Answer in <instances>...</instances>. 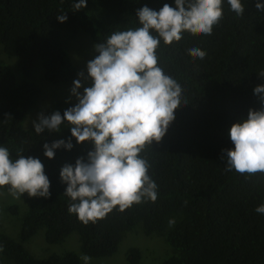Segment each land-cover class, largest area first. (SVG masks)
I'll return each mask as SVG.
<instances>
[{"label": "trees", "instance_id": "1", "mask_svg": "<svg viewBox=\"0 0 264 264\" xmlns=\"http://www.w3.org/2000/svg\"><path fill=\"white\" fill-rule=\"evenodd\" d=\"M73 3L0 0V145L12 160L18 152L39 158L51 193L13 198L10 186L0 187L5 216L0 264H85L83 255L111 256L127 234L164 238L166 255L154 264H264V214L255 211L264 204V173L225 170L226 150L234 147L231 125L261 107L253 89L264 84L258 77L264 71V11L255 7L256 0H242L240 16L224 0L222 19L211 35L184 32L169 45L161 40L159 66L182 84L183 103L161 141L140 154L148 160L158 198L124 211L117 206L87 224L68 212L72 201L64 194L60 171L77 158L86 160L93 145L77 143L66 121L59 131L38 135L34 127L23 126V119L43 93L51 101L45 115L59 111L63 117L77 103L61 87L77 74L69 55L79 33L96 45L114 31L139 27L138 9L159 11L165 3L174 6V0H87L78 11ZM63 13L67 20L60 23L57 15ZM193 45L206 52L203 59L187 51ZM61 139H71L73 147L45 157L43 145ZM70 237L76 243L61 249ZM126 253L129 264L142 257L133 246Z\"/></svg>", "mask_w": 264, "mask_h": 264}, {"label": "clouds", "instance_id": "2", "mask_svg": "<svg viewBox=\"0 0 264 264\" xmlns=\"http://www.w3.org/2000/svg\"><path fill=\"white\" fill-rule=\"evenodd\" d=\"M223 2L174 0V6L165 3L159 11L147 6L138 9L139 27L114 31L94 45L98 55L86 65L91 86L81 93V81L76 79L70 90L77 103L65 110L63 117L55 111L40 113L38 122L33 121L38 135L45 129L59 131L66 121L77 143L89 141L93 145L86 160L77 158L60 171L67 185L64 194L72 201L68 212L83 223H94L117 206L118 211H124L133 203L157 200V184L148 175L150 165L140 154L146 145L160 142L166 134L175 109L183 103V87L159 66L156 50L161 40L165 45L178 42L184 32L211 35L222 19ZM226 2L237 16L244 13L242 0ZM86 4L87 0H74L73 10ZM255 7L264 11V0H256ZM57 20L64 23L67 15H57ZM187 51L199 59L206 55L195 45ZM258 77L264 79V71ZM253 93L259 96L261 107L249 109L246 119L231 125L228 135L234 147L226 150V171L264 173V84L255 86ZM60 147L70 150L71 139L45 143L44 156L53 158L54 150ZM16 154L18 158L10 159V150L0 145V187L10 186L13 198L24 193L49 197L50 181L40 159ZM255 211L264 214V204ZM65 246L66 242L61 249ZM82 259L87 264L91 258L83 255Z\"/></svg>", "mask_w": 264, "mask_h": 264}, {"label": "rangeland", "instance_id": "3", "mask_svg": "<svg viewBox=\"0 0 264 264\" xmlns=\"http://www.w3.org/2000/svg\"><path fill=\"white\" fill-rule=\"evenodd\" d=\"M75 45L69 56L76 65L77 74L71 82L61 87L64 91H67V93L73 98L75 97L71 94L70 90L72 88L74 80L79 79L81 81L82 87L79 89L81 93L83 92L84 87L91 86L92 81L87 76L86 65L87 62L94 59L95 56L98 55L94 48L95 44L92 43L89 37L84 33H79L77 35ZM78 73H83V75L78 76ZM49 103H51L49 96L43 93L39 97L37 105L24 117L22 122L23 126L25 128L33 127V121L38 122V114H46L47 109H49ZM4 218L5 216L2 214V212H0V229L2 226H5V223L3 222ZM10 230L11 229L8 228L9 232ZM75 243L76 237H70L69 241H66L65 248L73 246ZM132 246L140 249L142 253L141 259L136 264H154V262L156 263L157 261H159L157 259L162 258L164 257V255H166L165 249H167V245L162 236L154 235L146 237L135 234H127L126 237L122 239L115 253L106 258H104L103 256L91 257L88 264H129L126 262L128 258L126 252L128 248Z\"/></svg>", "mask_w": 264, "mask_h": 264}]
</instances>
